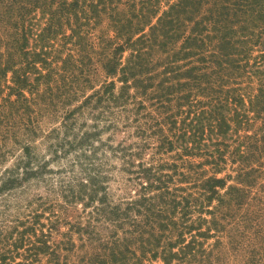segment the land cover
I'll list each match as a JSON object with an SVG mask.
<instances>
[{
  "label": "trees",
  "instance_id": "1",
  "mask_svg": "<svg viewBox=\"0 0 264 264\" xmlns=\"http://www.w3.org/2000/svg\"><path fill=\"white\" fill-rule=\"evenodd\" d=\"M36 8L48 16L39 46L28 48L26 20ZM102 15L112 36L100 35L97 48L88 37ZM59 37L61 49L70 46L63 56L62 50L51 56ZM130 100L136 114L150 106L145 116L153 119L147 127L138 124L137 133L159 135L154 143L124 146L128 162L146 146L152 155L149 164L137 162L139 189L123 208L100 196L97 183L91 192L99 200L97 224L105 229L96 231L101 245L115 238L108 252L96 253V264H157L152 260L158 258L162 264H213L228 215L224 207L247 202L257 182L254 155L264 150V0H0V128L7 131L12 122L13 129H24L25 157L17 169L4 170L0 191L44 172L30 142L41 120L58 122L52 131L59 124L68 130V120L86 106L99 113ZM5 141L3 133L2 157L12 150ZM173 149L172 161L152 160ZM229 167L234 175H218ZM106 220L129 226L115 237ZM34 223L19 232L15 248L59 264V244H49ZM29 229L33 238L25 240ZM210 237L214 242H207ZM255 254L244 264H258ZM6 258L1 252L0 264Z\"/></svg>",
  "mask_w": 264,
  "mask_h": 264
},
{
  "label": "rangeland",
  "instance_id": "2",
  "mask_svg": "<svg viewBox=\"0 0 264 264\" xmlns=\"http://www.w3.org/2000/svg\"><path fill=\"white\" fill-rule=\"evenodd\" d=\"M47 16L40 8L34 9L29 14L26 23L31 27L32 33L28 39V48L36 44L37 47L39 46L37 34L46 23ZM90 30H92L91 36L89 35L88 39L97 48L100 35L112 36L109 20L103 15L100 22ZM53 44L51 56L59 53V50H62L60 52L63 56L70 46L65 44L64 49H61L63 45L60 37ZM91 55L95 60L97 53L91 52ZM92 73L98 76L102 71L99 69ZM5 92L3 90L2 93ZM148 109H142L136 114L131 100L124 107L109 110L105 108L99 113L93 111L89 105L68 120L67 124L71 127L68 130L59 124V127L52 131L51 128L58 124L53 121L54 119L40 121L41 127L30 142L34 160L46 164L44 172L38 177H30L23 185L0 191V253L3 252L7 256V264H18L19 261H22V264H52L45 254L37 261L30 255L31 253L24 251V247L16 249L14 246V243L19 241L17 238L19 232L33 222L37 232L43 228L48 235L49 244H59L61 254L59 264H96V253L109 251L108 246L114 244L112 240L115 238L107 237L102 240L101 245L99 241L101 238L97 237L96 231L99 233V229L101 231L105 229L99 228L97 224L94 209L99 200L96 198V193L91 192L94 189L96 191L97 183L100 196H105L112 206L119 205L121 208L129 198L136 195L139 189L136 178L139 169L137 162L143 159L149 164L152 150L150 146H146L142 155H133L128 162L129 155L124 146L132 145L131 148L133 146L137 148L145 140L150 143L157 142L155 138L159 134H154L153 137L147 136L145 139L137 133L138 124L147 127L150 120L153 123L151 115L145 116ZM135 116L138 119H135ZM13 122L16 124L19 120L14 119ZM10 126L7 127V131L5 128H0V136L6 133V148L12 149L2 157L0 148V182L5 176L6 168L17 169L20 158H25L24 155L22 156L23 141L20 140L24 136L22 134L24 129L21 126L19 129L17 127L13 129L12 122ZM84 132L89 134L90 139L83 138ZM14 138L21 143L16 142ZM61 143L63 147L59 146ZM175 151L177 149L164 152L161 156L157 154L152 160L172 161ZM254 157L258 167L254 174L257 176L256 185L243 206L224 207L223 212L228 215L223 223L224 233L220 244L213 250V264H244L252 250L258 257L257 263L264 264V150L257 151ZM132 161L134 163H131ZM18 169V172L22 170L20 167ZM225 172L235 174L229 167L218 175H223ZM228 182L231 183L232 180ZM90 196L94 199L90 200ZM34 214L38 215V223ZM53 219L57 220L53 221L56 229L51 230L50 233L47 226ZM106 222L107 226H113L110 220ZM117 225L118 222H115L111 229L115 237L116 234L122 235L123 228L129 226L128 223L122 227ZM89 230H92L90 234H88ZM24 236L25 240L33 238V230H26ZM214 240L215 238L210 237L207 242L212 243ZM25 256L27 258H23ZM150 262L151 260L144 259V264ZM152 262L163 263L159 258Z\"/></svg>",
  "mask_w": 264,
  "mask_h": 264
}]
</instances>
